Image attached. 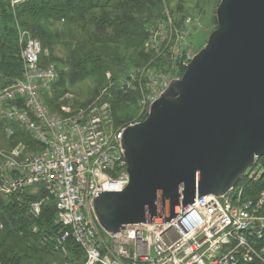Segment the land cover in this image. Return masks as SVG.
Wrapping results in <instances>:
<instances>
[{
  "label": "rangeland",
  "instance_id": "obj_1",
  "mask_svg": "<svg viewBox=\"0 0 264 264\" xmlns=\"http://www.w3.org/2000/svg\"><path fill=\"white\" fill-rule=\"evenodd\" d=\"M55 2L60 5L58 15L50 17L48 26H41V35L32 31L30 26L36 20H26L27 12L21 5L0 0V56L5 64L0 66V75L18 81L23 71L22 46L28 37L37 39L47 54L43 59L55 66L58 76L42 95L44 105L63 119H88L94 114L106 131L116 135L145 121L151 100L171 79H181L187 62L217 29L216 10L221 0ZM21 142L32 147L26 135L8 140L0 128V151L7 152ZM234 192L250 197L264 192V157L255 160L230 193ZM45 196L42 190L28 188L18 199L0 198V264H58L70 259L82 263L79 249L72 252L67 246L69 255L64 259L54 250L52 231L48 233L36 224L44 209L51 210V222L55 223L54 202L43 199ZM39 199L41 214L30 218L26 204ZM17 206L26 207L22 216L30 240L12 225L9 213ZM32 234L37 240L33 241ZM100 236L105 237L101 232ZM31 242L47 254L35 250ZM248 246L252 249L250 264H264V238L248 240Z\"/></svg>",
  "mask_w": 264,
  "mask_h": 264
},
{
  "label": "built area",
  "instance_id": "obj_2",
  "mask_svg": "<svg viewBox=\"0 0 264 264\" xmlns=\"http://www.w3.org/2000/svg\"><path fill=\"white\" fill-rule=\"evenodd\" d=\"M27 2L12 0L13 5ZM46 55L40 42L28 37L22 46L21 78L0 90L4 136L10 140L26 135L32 143L31 150L21 142L0 151V198L15 200L26 189L37 188L47 194L43 199L53 200L54 250L66 259L72 243L83 255L82 263L63 260L58 264L252 263L248 240L264 238V192L242 196L230 193L233 188L220 197L196 198L167 223L165 207L158 212L162 223L120 226L123 229L115 234L101 231L93 197L99 192H120L128 183L121 147L124 129L109 133L94 114L88 119L53 115L42 95L58 76L55 66L44 61ZM26 206L30 218L40 216L41 199Z\"/></svg>",
  "mask_w": 264,
  "mask_h": 264
},
{
  "label": "water",
  "instance_id": "obj_3",
  "mask_svg": "<svg viewBox=\"0 0 264 264\" xmlns=\"http://www.w3.org/2000/svg\"><path fill=\"white\" fill-rule=\"evenodd\" d=\"M217 29L149 108L121 147L128 183L99 192L93 211L107 234L169 222L195 199L233 189L264 157V0H221Z\"/></svg>",
  "mask_w": 264,
  "mask_h": 264
},
{
  "label": "trees",
  "instance_id": "obj_4",
  "mask_svg": "<svg viewBox=\"0 0 264 264\" xmlns=\"http://www.w3.org/2000/svg\"><path fill=\"white\" fill-rule=\"evenodd\" d=\"M49 0H28L27 3L21 5L24 8V11L27 12V14L25 15V19L26 20H30L32 23L36 20L35 23H33L30 28L32 29L33 32H38L39 34L43 35V31H42V27L41 26H48L49 22L51 20L50 17H56V15H58V11H57V7H60V5H55L56 4V0H50L53 1L51 3L48 2ZM61 1H65V0H61ZM82 8V6H81ZM45 10L46 13H42ZM23 13V11H22ZM38 17V18H36ZM28 25L27 22H24V26ZM27 27V26H25ZM2 57L0 56V66L3 68V62H2ZM45 61V60H44ZM47 63V62H46ZM4 74V73H2ZM22 75V73H21ZM21 75L19 78H21ZM0 79H2V82H0V90L3 89L4 87L12 84L14 82V78L13 80L11 78L6 77L5 75H0ZM123 100L122 98L119 97V101ZM18 207V208H17ZM15 207L16 211H11L9 213V217L11 218L12 221V225L14 227H18L21 231H24V234L26 235V238L30 240L31 236L28 234V231L26 230V220L25 217L22 216V213L24 210H26V207L24 209V207L21 206H17ZM51 218H52V212L51 210L48 209H44V212L41 216V219L39 221H36V224L38 226H44V231L46 232H50L51 234H55L56 233V229L57 226L55 225L54 221L51 222ZM52 225V229L50 230V226ZM54 230V231H53ZM32 237L35 238L33 239V241L37 240V235H33ZM26 241V240H25ZM27 243V242H26ZM32 243V242H31ZM32 246L35 247L34 249L37 250L38 252H40L41 254H47V252L44 251V249H41L40 247H38L36 242L32 243ZM71 246L72 252L73 249L77 248L72 244L69 243L68 247ZM70 261H77L76 259H70Z\"/></svg>",
  "mask_w": 264,
  "mask_h": 264
}]
</instances>
